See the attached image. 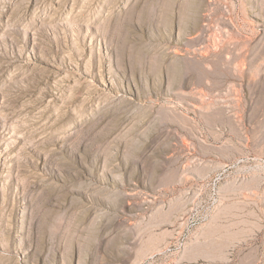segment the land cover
<instances>
[{"label":"rangeland","instance_id":"obj_1","mask_svg":"<svg viewBox=\"0 0 264 264\" xmlns=\"http://www.w3.org/2000/svg\"><path fill=\"white\" fill-rule=\"evenodd\" d=\"M0 264H264V0H0Z\"/></svg>","mask_w":264,"mask_h":264}]
</instances>
